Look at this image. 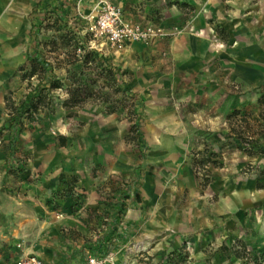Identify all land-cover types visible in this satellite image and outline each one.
I'll use <instances>...</instances> for the list:
<instances>
[{
	"label": "rangeland",
	"instance_id": "374dc122",
	"mask_svg": "<svg viewBox=\"0 0 264 264\" xmlns=\"http://www.w3.org/2000/svg\"><path fill=\"white\" fill-rule=\"evenodd\" d=\"M38 1L40 51L61 88L50 92L34 122H26L9 176L0 141V264L25 255L23 240L13 236L19 207L27 217L40 210L58 219L80 215L99 233L107 228L112 191L136 171L142 173L141 203L125 219L140 225L124 247L115 239L121 229L104 240L97 254L107 264H174L181 252L184 264L264 261V137L252 145L262 153L249 156L233 132L241 115L229 119L241 111L255 127L261 124L264 87L240 81L218 57L192 61L174 50L176 42L205 36L191 22L203 0H110L128 23L161 31L150 41L120 45L96 36L95 0H0V127L8 118L6 99L20 102L29 92L27 11ZM125 10L144 24L129 22ZM212 39L215 48L233 44L220 27L212 28ZM93 51L118 69L117 82L83 65ZM72 78L97 80L93 89L103 92L66 108ZM40 81L39 75L31 80L33 86ZM199 153L209 162L197 172ZM92 192L97 203L87 206Z\"/></svg>",
	"mask_w": 264,
	"mask_h": 264
},
{
	"label": "crops",
	"instance_id": "0c3cea01",
	"mask_svg": "<svg viewBox=\"0 0 264 264\" xmlns=\"http://www.w3.org/2000/svg\"><path fill=\"white\" fill-rule=\"evenodd\" d=\"M197 3L199 12L191 22L199 31H204L205 36L194 35L186 38L185 40L189 42L180 41L179 46L176 42L175 53L190 57L192 61L211 62L218 57L227 68L232 67L234 76L240 81H248L254 88L264 87V0H203ZM40 4L41 1H38L27 11L31 18L28 47L31 42V25H36ZM124 13L129 22L144 24L140 16L135 17L126 10ZM214 27L224 29L233 39L229 49L214 47L213 39L211 40V31ZM260 136L264 137V134L256 138ZM136 172L141 174L142 180V173ZM97 200V194L92 192L87 206L96 205ZM16 214L19 216L18 227L15 228L13 236L23 240L26 245L24 257L34 255L41 259L43 264L53 263L57 256L59 258L65 256L63 264H87L89 253L98 257L97 251H91L87 246L109 230L106 228L99 233L90 231L82 222L80 215L58 219L49 212L40 210L38 214L45 218L40 221L37 213L27 217L26 212L20 207ZM128 221L132 224L125 233L130 232L133 237L135 229L140 224L130 219Z\"/></svg>",
	"mask_w": 264,
	"mask_h": 264
},
{
	"label": "trees",
	"instance_id": "16d2710c",
	"mask_svg": "<svg viewBox=\"0 0 264 264\" xmlns=\"http://www.w3.org/2000/svg\"><path fill=\"white\" fill-rule=\"evenodd\" d=\"M40 28L41 25H31V42L27 50V63L31 65V72L25 75L29 80V92L20 102H16L13 98L6 99L8 118L0 127V141L3 144V152L7 156L4 165L6 176H9L13 172L12 159L18 150L21 136L26 128V122H34L36 115L49 105L50 92L61 88V85L54 81V67L52 63L40 51V41L38 40ZM78 44L79 43H77L73 50L76 57L77 50L81 48ZM81 61L83 65L90 64L96 71L97 77L105 79L108 82H117L118 69L111 66L97 52H86ZM37 75H39L41 81L37 86H33L31 80ZM42 75H44V77H41ZM93 84L96 85L97 80L91 81V83L88 84V82L81 83V79L72 78L71 87L67 89L69 98L65 101L64 106L69 109L80 107L82 103L87 102L91 98H97V95L100 96L103 90L97 91L93 89ZM259 104L264 106V96L259 99ZM239 115H241V119L238 121L239 129H233V132H235L241 142L246 145V148L244 149L245 152L249 154V156L262 153L261 150H256V146L260 144L257 141L256 136L264 134V121H261V124L255 127L251 124V118L241 111H235L229 119ZM137 130L142 136L143 133L141 132L140 124H137ZM5 135L8 136L7 140L4 139ZM142 143L145 145L142 153L144 159L146 152L148 151V144L144 139H142ZM254 144H256V146H252ZM199 155L203 158L195 163L197 172L204 169L209 162L206 159V153H199ZM204 182L208 184L210 181L209 179H205ZM140 183L141 174L136 172L132 180L126 184L124 188H117L112 191V195L110 196V209L107 221L105 222V225L109 230L103 233V235L93 243L94 245L92 243L89 244L87 246L89 250L97 251L98 248L102 246L104 240L113 238L116 230L119 229H121V232L115 237V239L119 241L118 246H124L130 241V232L127 234L124 232L132 223L125 218L130 209L135 208L141 203V197L138 192ZM259 188L261 189L262 185H259ZM64 258L65 256H60V258L57 256V259L51 264H63ZM178 258L179 260L174 264H184L185 259L183 258L182 252L179 253ZM255 264H264V261Z\"/></svg>",
	"mask_w": 264,
	"mask_h": 264
},
{
	"label": "built area",
	"instance_id": "2783aa9c",
	"mask_svg": "<svg viewBox=\"0 0 264 264\" xmlns=\"http://www.w3.org/2000/svg\"><path fill=\"white\" fill-rule=\"evenodd\" d=\"M96 6L91 14L94 31L97 37L105 38L113 45L125 42H147L161 34L160 30L143 28L140 25L128 23L120 7L113 5L110 0H95ZM16 264H43L34 255L20 259ZM87 264H107L104 259L95 255H87Z\"/></svg>",
	"mask_w": 264,
	"mask_h": 264
},
{
	"label": "bare ground",
	"instance_id": "6f19581e",
	"mask_svg": "<svg viewBox=\"0 0 264 264\" xmlns=\"http://www.w3.org/2000/svg\"><path fill=\"white\" fill-rule=\"evenodd\" d=\"M143 247H144V246H143ZM143 247H142V246H136V249H137V250H142Z\"/></svg>",
	"mask_w": 264,
	"mask_h": 264
}]
</instances>
